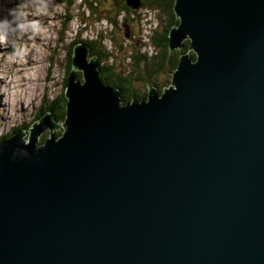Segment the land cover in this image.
Masks as SVG:
<instances>
[{
    "label": "water",
    "instance_id": "95a60500",
    "mask_svg": "<svg viewBox=\"0 0 264 264\" xmlns=\"http://www.w3.org/2000/svg\"><path fill=\"white\" fill-rule=\"evenodd\" d=\"M173 14L167 89L123 103L77 43L63 123L0 140V264H264V0Z\"/></svg>",
    "mask_w": 264,
    "mask_h": 264
},
{
    "label": "rangeland",
    "instance_id": "374dc122",
    "mask_svg": "<svg viewBox=\"0 0 264 264\" xmlns=\"http://www.w3.org/2000/svg\"><path fill=\"white\" fill-rule=\"evenodd\" d=\"M167 23L147 3L125 10L120 0H0V140L14 129L29 132L43 110H52L45 112L50 116L61 111L55 107L61 106L68 54L77 39L91 42L107 57L102 64L128 77L134 92L167 89L171 74L149 69Z\"/></svg>",
    "mask_w": 264,
    "mask_h": 264
},
{
    "label": "trees",
    "instance_id": "16d2710c",
    "mask_svg": "<svg viewBox=\"0 0 264 264\" xmlns=\"http://www.w3.org/2000/svg\"><path fill=\"white\" fill-rule=\"evenodd\" d=\"M121 1H123V0H121ZM124 2H125V0H124ZM145 3H147L149 6L151 5L152 7L157 8L158 10H161V12H163L168 17V23H167L166 29H165L163 35L158 40L159 42L163 43V46L161 47L160 51L158 52L159 57L157 55L155 57H152L153 59L150 61V67L151 68H149V69H151L153 72H155V71L158 72L160 70H163L170 77L169 74H171V72H173L175 70L178 59H179V55L181 53V51L169 52L168 47H167L168 31L172 25L177 23V19L175 18L174 14H173V0H142L141 4L143 5ZM123 8L125 10L131 9L130 7H128V8L123 7ZM77 43H82L88 47V51H89L88 57L96 56L97 61H98L99 70H100L99 79L104 84L110 85L113 88H117L121 93L123 103H128L131 99L141 100V99H144L146 97V95H147L146 92L141 94L140 92L136 93L133 91L132 86H131V81L129 80L128 77H125V76L122 77L121 75L114 72V70L111 66L103 65L102 62L107 57H101V55H99V51H96V49H92V46H91L92 43L91 42H86V41L77 39L76 41H73L71 43L72 49H73L74 45ZM156 46L160 47L159 44H157ZM183 47H184L183 51H186L188 49V41L187 40L183 43ZM72 49H70V52L68 54V64L66 67L67 72H66V77H65V81H64L65 82L64 86L66 85L67 74L71 68ZM192 56H193V54H192ZM155 58H158V60L156 61ZM139 59H140V57H139ZM165 64H167V69H164ZM77 77L79 79H81V73L80 72H77ZM161 89L162 88H160V90ZM157 91L159 92V90H157ZM61 99L63 102V103L61 102V106L55 107L56 110H59V108H61V111L60 112L58 111L57 113H54V112L51 113V115H52L51 117L55 120H63L65 118L64 106H65L66 100L63 97V95L61 96ZM46 111L51 112L52 110L47 109V110L41 111L39 116H37L38 117L37 119L42 117ZM13 131L16 132V131H18V129H14ZM44 139H45L44 137L41 138V142H43Z\"/></svg>",
    "mask_w": 264,
    "mask_h": 264
},
{
    "label": "flooded vegetation",
    "instance_id": "af4514ba",
    "mask_svg": "<svg viewBox=\"0 0 264 264\" xmlns=\"http://www.w3.org/2000/svg\"><path fill=\"white\" fill-rule=\"evenodd\" d=\"M120 2H121L122 4L125 5V6L123 5V7L128 8V7L126 6L124 0H123V1L120 0ZM137 9H138V8H137ZM137 9H136V10H137ZM158 44L160 45V48L163 46V43H162V42H159V41H158ZM158 54H159V53H157V56H158ZM158 57H159V56H158ZM157 59H158V58H157ZM156 61H157V60H156ZM150 72H151V71H150ZM146 73H148V72L146 71ZM171 73H172V72H171ZM155 74H157V72H156ZM147 75H151V74H147ZM154 88H156V89L159 90V92H160V88H159V87L154 86ZM132 89H133V88H132Z\"/></svg>",
    "mask_w": 264,
    "mask_h": 264
},
{
    "label": "bare ground",
    "instance_id": "6f19581e",
    "mask_svg": "<svg viewBox=\"0 0 264 264\" xmlns=\"http://www.w3.org/2000/svg\"><path fill=\"white\" fill-rule=\"evenodd\" d=\"M139 7V6H138ZM137 9V8H136ZM136 9H134V10H136ZM28 28V27H27ZM82 44V43H81ZM84 45V44H83ZM89 52V51H88ZM93 57H96V56H93ZM97 59V58H96ZM101 81V80H100ZM102 82V81H101ZM103 83V82H102ZM104 84V83H103ZM105 86H109V87H111L110 85H107V84H104ZM113 88V87H112ZM116 89V88H115ZM157 90V89H156ZM158 92V91H157ZM158 93H160V92H158ZM65 119V118H64ZM64 119L63 120H55V119H53V120H55V121H59L61 124L63 123V121H64ZM62 128V130H63V127H61ZM54 132V131H53ZM55 133V132H54ZM63 133V132H62ZM56 135V134H55ZM59 136H61V135H56V137H59Z\"/></svg>",
    "mask_w": 264,
    "mask_h": 264
}]
</instances>
